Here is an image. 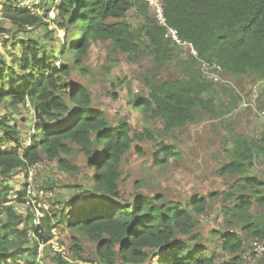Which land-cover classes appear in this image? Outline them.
<instances>
[{
    "label": "trees",
    "instance_id": "16d2710c",
    "mask_svg": "<svg viewBox=\"0 0 264 264\" xmlns=\"http://www.w3.org/2000/svg\"><path fill=\"white\" fill-rule=\"evenodd\" d=\"M163 2L166 22L186 40L184 48L165 36L167 28L157 22L146 0H59L56 21L66 32L64 47L57 30H50L41 15L6 8L2 17L14 30L0 26V32L15 36L17 31H36L28 38H16L14 45L20 51L11 52V63L0 57V101L8 109L0 117V264H43L38 245L48 244L61 226L96 246L93 264H245L242 254L250 250V243L264 240V179L250 173L256 158H264V136L258 140L235 134L233 144L224 147L227 161L219 168L225 181L209 193L183 201L138 192L127 202L122 195V163L128 154L145 156L149 145L154 163L166 168L179 152L175 132L219 109L213 93L217 85L206 78L205 70L216 64L232 76L254 74L264 79V0ZM134 8L142 19L138 29L124 20ZM41 26L42 32L37 30ZM142 35L157 68L152 80L146 81L145 94H138L133 105L158 131L136 130L125 120L113 125L93 105L87 86L66 80L73 67L64 59L81 61L92 40L112 41L115 49L129 55L140 51ZM181 49L189 52L186 59L180 57ZM176 56L182 77L163 80L160 68ZM202 63L204 70L199 68ZM226 85L221 84L223 92L233 91ZM28 102L33 120L23 136L27 121L20 123L14 114ZM73 146L84 153L92 171L85 175L90 187L70 198V211L41 207L37 224L32 205L25 212L17 208L27 191L24 185L20 190L14 187L19 171L47 159L66 174L77 172L69 158ZM136 185L141 188L143 183ZM14 191L20 193L16 202L11 197ZM216 203L224 216V230H213L216 236L210 231L212 240L196 228ZM32 229L37 237L31 240ZM72 249L77 255L83 252L77 243ZM53 258L56 264H72L60 252ZM255 258L264 264V256Z\"/></svg>",
    "mask_w": 264,
    "mask_h": 264
},
{
    "label": "rangeland",
    "instance_id": "374dc122",
    "mask_svg": "<svg viewBox=\"0 0 264 264\" xmlns=\"http://www.w3.org/2000/svg\"><path fill=\"white\" fill-rule=\"evenodd\" d=\"M19 0H0V26L5 29H13L3 17L6 8L18 7ZM50 2L53 8L58 6V0H42L41 6ZM11 6V7H8ZM32 12L38 11L44 16L45 22L50 30L56 28V21H52L45 15L49 8L44 6L41 10L31 4L29 7ZM55 14V11L51 12ZM116 19H111L114 21ZM124 20L131 24L132 29H138L142 19L136 9L128 11ZM43 27H37L38 31H43ZM14 30V29H13ZM17 31L14 33L0 32V57L5 56L9 63L12 62L11 52L18 53L19 46H15L16 38H28L33 32ZM64 34L65 33V30ZM45 31L42 33L44 34ZM65 36V35H64ZM63 36V37H64ZM64 38L60 42L64 47ZM139 52L127 55L118 48H114L112 41L92 40L87 54L75 63L73 57H66L63 62H67L73 67L72 75L66 80L79 81L87 86L93 96V105L104 111L109 122L113 125L120 121H128L136 130L143 131L146 127L154 130L160 128L154 123L149 122L143 112L133 104L134 98L139 94H145L146 81L152 80L153 70L157 68L153 61L154 57L146 46L145 37ZM184 48V47H183ZM181 51V52H180ZM180 57L186 59L189 52L181 49ZM62 60V59H60ZM175 61L168 63L160 68V76L163 80L167 78L182 77V69L179 65V56ZM201 70V66L199 65ZM212 71H205L206 78L211 74L217 76L214 83L217 85L214 96L219 102V109L215 114L198 117L196 123L186 125L183 129H178L175 133L178 138L174 141L178 144V154L174 156L166 168H158L154 163V149L147 145L145 156L136 154L134 151L123 159V177L120 181L123 197L127 202H132L138 192L146 195L163 194L167 201H183L190 199L194 194H206L216 188H220L225 179L219 175V171L227 161L224 147L233 144L235 134L242 133L255 139L261 140L264 136V79L257 75L249 74L243 76H232L213 64ZM217 69V71H215ZM214 78V77H211ZM227 84L233 91L223 92L221 84ZM226 85V86H227ZM149 92V91H148ZM233 104H230L231 102ZM21 110L15 112L14 116L20 118V123L26 119L25 131H30L33 120V106L20 104ZM14 111L12 108L9 109ZM4 102L0 101V117L7 113ZM264 116V115H263ZM232 132V133H231ZM172 140V137H169ZM75 147L74 153L69 157L72 165L78 166L77 172L64 173L60 170L57 162H49L44 159L43 167L36 174L35 194L31 204H36L38 208L37 218L41 216L40 205L45 204V209L52 210L62 208L70 211L68 201L76 193L90 187V178L85 175L92 173L88 168L87 159L84 153ZM145 148V147H144ZM251 174L264 179V158H256L254 167L250 170ZM14 182V187L22 180L21 175ZM24 182V180L22 181ZM142 182L141 188L136 184ZM74 183V184H73ZM76 185V186H74ZM51 186V191L43 188ZM43 190L44 194L41 193ZM51 192V194H50ZM40 203V204H39ZM216 203L208 209L200 227L196 228L202 232L203 236L212 235L213 230H224V216L221 208ZM28 206H21L20 211L25 212ZM25 214V213H24ZM54 237L47 245H42L40 256L43 264H56L53 256L60 252L64 258L70 260L72 264H93L96 263V246L79 232H74L67 226L56 227ZM244 233H241L243 235ZM216 236V235H215ZM79 244L82 247V254H75L72 246ZM38 256V257H40ZM260 259V258H259ZM259 260L253 264H258ZM245 264H248L245 263Z\"/></svg>",
    "mask_w": 264,
    "mask_h": 264
},
{
    "label": "clouds",
    "instance_id": "9594fccd",
    "mask_svg": "<svg viewBox=\"0 0 264 264\" xmlns=\"http://www.w3.org/2000/svg\"><path fill=\"white\" fill-rule=\"evenodd\" d=\"M59 1V0H58ZM146 2H147V4H148V6H149V3H148V0H146ZM162 2H163V0H162ZM0 3H2V2H0ZM40 3H42V0L39 2V3H33V6H35L36 8H40V10H41V8L42 7H44V6H48L49 8L45 11V15H47L48 16V18L50 19V20H52V21H56L57 19H58V10H57V7L56 8H53L52 6H51V4H50V2L48 1L44 6H41V4ZM163 5H164V2H163ZM18 7H22V6H19L18 5ZM149 9H150V11L154 14V12H153V10L151 9V7L149 6ZM25 10H28L30 13H32V14H39V15H41L42 17H43V20L45 21V19H44V16L42 15V14H40V12H38V11H35V12H32V10L30 9V8H25ZM51 11H55V16L53 17L51 14ZM154 17L156 18V15L154 14ZM156 20H157V18H156ZM157 22L159 23V21L157 20ZM160 25H162L161 23H159ZM56 28H54L55 30H57V32H58V35H59V37L60 38H65V36H66V34H64V31H63V29H60L59 27H58V25H57V21H56ZM163 27H166L167 28V31H166V33L168 32V29L171 27V26H169L168 24H167V22H166V25H162ZM171 28H174V27H171ZM176 31H177V33H178V37L181 39V37H180V35H179V32H178V30L176 29V28H174ZM66 33V32H65ZM65 35V36H64ZM64 36V37H63ZM165 36H166V34H165ZM167 37V36H166ZM167 38H171V37H167ZM172 39V38H171ZM172 41H174L175 43H177V44H180V45H183L182 47H185L187 44V42H186V40H183V39H181V41L183 42V43H178L176 40H174V39H172ZM189 48H190V52L192 53V54H194L195 56L197 55V52H196V50L194 49V47L191 45V44H189ZM196 53H195V52ZM201 68H202V70H204L205 69V66H204V64L202 63L201 65ZM215 66H217L216 64H215ZM217 68H218V66H217ZM220 70H221V68H219ZM205 71H208V70H205ZM210 71H212V70H210ZM215 71H217V70H215ZM210 77V79H212V80H214V79H218V77H215V76H209ZM211 77H214V78H211ZM264 111H262V117L264 118ZM43 167V162L42 161H39V162H37V163H34V164H32V165H28L25 169H22V170H20L19 171V174H18V176H20L21 175V177H22V180L19 182V183H17V189L16 190H20L21 189V186L22 185H24L25 186V188L27 189V191H26V195L25 196H23V201L21 202V204L19 203L18 205H17V208L19 209V211H20V207L21 206H30V205H32L31 204V202H32V199H33V197H36V194H35V187H36V181H35V177H36V174H37V172H38V170L40 169V168H42ZM31 168H33V183H32V185H31V181H30V169ZM18 176H17V179H19L18 178ZM24 180V182H22ZM30 185H31V187H30ZM30 188H31V193H29V190H30ZM45 191H48V188L47 187H45V188H43ZM41 193L42 194H44V192H43V190H41ZM19 196H20V193L19 192H15L14 191V193L12 194V196L11 197H13L12 198V202H16V200L19 198ZM40 204V203H39ZM33 206V208L35 209V210H37V212H38V208H37V206H36V204H33L32 205ZM40 207V209H41V207H43V208H45V204L42 206V205H40L39 206ZM28 209V208H27ZM26 209V210H27ZM21 212V211H20ZM41 215H42V213H41ZM41 218H36V223L37 224H39L40 223V220ZM39 228V227H38ZM28 236H29V238L32 240V239H34L35 237H37V232H36V230L35 229H32L31 231H29V234H28ZM42 245H47V244H45V243H43V242H40L39 243V245H38V256H40V253L42 252ZM242 256H243V254H242ZM243 260H244V262L245 263H247L248 261H246L244 258H243ZM255 261H256V259H255ZM254 261V262H255ZM248 264H250L249 262H248ZM253 264V263H252Z\"/></svg>",
    "mask_w": 264,
    "mask_h": 264
},
{
    "label": "built area",
    "instance_id": "2783aa9c",
    "mask_svg": "<svg viewBox=\"0 0 264 264\" xmlns=\"http://www.w3.org/2000/svg\"><path fill=\"white\" fill-rule=\"evenodd\" d=\"M41 0H19L18 5L19 6H28V8L33 5V3H39ZM149 6L153 10L154 14L156 15L157 20L162 25H166V18L164 14V5L162 0H148ZM40 10V8H37ZM52 12V11H51ZM53 17L55 14H51ZM167 37H171L172 39L176 40L178 43H183L181 39L178 37V33L174 28H169L168 32L166 33ZM195 52V51H194ZM196 53V52H195ZM210 72V70H208ZM211 76H214L211 74ZM217 77V76H215ZM30 181L31 185L33 183V168L30 169ZM30 185V187H31ZM29 193H31V188L29 190ZM250 250L248 252H245L243 254V258L248 261L250 264L254 263L255 256L261 255L264 256V240L255 239L250 243L249 246Z\"/></svg>",
    "mask_w": 264,
    "mask_h": 264
}]
</instances>
